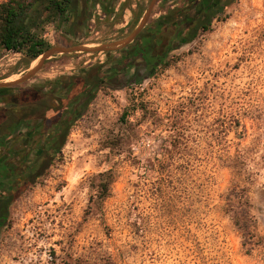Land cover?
<instances>
[{"label": "rangeland", "instance_id": "374dc122", "mask_svg": "<svg viewBox=\"0 0 264 264\" xmlns=\"http://www.w3.org/2000/svg\"><path fill=\"white\" fill-rule=\"evenodd\" d=\"M151 2L125 0L115 12L98 6L83 31L50 29L47 39L53 48L121 44L131 35L123 38L125 24L144 18ZM104 57L57 55L23 84ZM21 58L0 50L1 84L41 60L26 69ZM165 63L93 97L60 150L13 199L0 229V264H264V0H233ZM120 134L141 137L106 148ZM168 134H184V151L164 158L159 144ZM107 171L111 195L95 209L90 180ZM234 216L249 219L251 236Z\"/></svg>", "mask_w": 264, "mask_h": 264}, {"label": "flooded vegetation", "instance_id": "af4514ba", "mask_svg": "<svg viewBox=\"0 0 264 264\" xmlns=\"http://www.w3.org/2000/svg\"><path fill=\"white\" fill-rule=\"evenodd\" d=\"M108 1L89 2L91 7L101 2L105 10ZM110 1L114 4L115 0ZM227 1L222 2L224 10L230 6H225ZM220 3L221 0H159L156 6L162 11L156 12L154 7L135 37L116 50L106 51L101 62L38 84L20 83L9 90L0 89V229L5 227L13 199L57 152L63 134L69 133L98 91L131 86L153 74L176 50L175 34L180 28L205 21L207 10ZM171 15L175 19L168 24ZM218 16L219 13L211 23ZM142 20L126 23L123 38L134 33Z\"/></svg>", "mask_w": 264, "mask_h": 264}, {"label": "trees", "instance_id": "16d2710c", "mask_svg": "<svg viewBox=\"0 0 264 264\" xmlns=\"http://www.w3.org/2000/svg\"><path fill=\"white\" fill-rule=\"evenodd\" d=\"M223 1L221 0L217 8L207 10L208 16L205 21L198 20L192 26L180 28V32L175 34L176 43L174 46L177 47L176 50L191 44L199 32L209 31L211 20L219 13L218 19L224 12ZM232 2L233 0L227 1L225 6L231 5ZM96 4L103 6L101 2H97L93 3L91 8L89 6L87 8L83 6V0H5L0 2V50L8 55H21V64L27 69L32 62L53 48L47 39V32L50 29H57L64 36L78 34L86 28ZM140 10L142 12L143 8ZM155 11H162V7L156 6ZM104 14L106 15V12ZM174 19V16L171 15L166 22L171 24ZM162 65L167 66L165 61ZM136 109L134 108L132 111ZM139 109L142 112V119H146L147 108L140 106ZM63 135L64 140L67 134ZM140 135L120 134L110 141L106 148L113 151L117 146L137 142L140 140ZM63 140L60 146L63 144ZM60 146L57 152L60 150ZM159 148L164 158L172 154H181L184 151V134H168L166 138H161ZM171 166L172 164H169L167 169H171ZM113 183L112 171L99 173L92 177L90 189L95 193V196L90 198V203L95 209H98L110 197ZM232 219L244 238L251 236L247 217L234 216ZM108 264H112L109 259Z\"/></svg>", "mask_w": 264, "mask_h": 264}, {"label": "water", "instance_id": "95a60500", "mask_svg": "<svg viewBox=\"0 0 264 264\" xmlns=\"http://www.w3.org/2000/svg\"><path fill=\"white\" fill-rule=\"evenodd\" d=\"M154 3H155V0H152L150 6L148 7V9L146 11V14L144 15L142 22H141L140 26L137 28V30L134 33H132L121 44H115L112 46H101V47H97V48H87V47H81V46L71 47V48H56V47L51 48L48 51H46L42 56L39 57L41 59L39 64L35 68L31 69L25 76H23V78H21L18 81L11 82V83H2V84L0 83V89L10 88L14 85L24 83V82L30 80L33 76H35L37 74V72L40 70V67L42 66V64L45 60L53 58L57 55L79 53V52H91V53H93V52H106V51L116 50L118 47H121L122 45L128 43L129 41H131L135 37V35L138 33L141 26L144 24V22L147 20L148 16L150 15Z\"/></svg>", "mask_w": 264, "mask_h": 264}, {"label": "crops", "instance_id": "0c3cea01", "mask_svg": "<svg viewBox=\"0 0 264 264\" xmlns=\"http://www.w3.org/2000/svg\"><path fill=\"white\" fill-rule=\"evenodd\" d=\"M114 2H116V4L114 5L113 4V2H111L110 0L108 1V5H107V7L108 8H106L105 9V11L106 10H110V12H112V11H117V6L119 7V5H121V3H124L125 2V0H115ZM110 6V7H109ZM104 10V9H103ZM104 11V12H105Z\"/></svg>", "mask_w": 264, "mask_h": 264}]
</instances>
